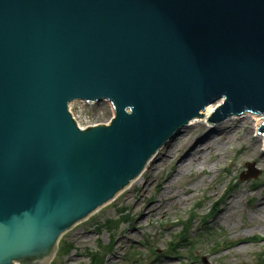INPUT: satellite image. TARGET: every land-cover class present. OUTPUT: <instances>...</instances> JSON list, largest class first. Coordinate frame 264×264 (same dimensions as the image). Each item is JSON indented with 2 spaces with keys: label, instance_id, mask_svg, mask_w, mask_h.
I'll return each mask as SVG.
<instances>
[{
  "label": "water",
  "instance_id": "water-1",
  "mask_svg": "<svg viewBox=\"0 0 264 264\" xmlns=\"http://www.w3.org/2000/svg\"><path fill=\"white\" fill-rule=\"evenodd\" d=\"M75 102L114 116L80 129ZM244 113L264 118V0H0V264H50L192 119Z\"/></svg>",
  "mask_w": 264,
  "mask_h": 264
},
{
  "label": "rangeland",
  "instance_id": "rangeland-1",
  "mask_svg": "<svg viewBox=\"0 0 264 264\" xmlns=\"http://www.w3.org/2000/svg\"><path fill=\"white\" fill-rule=\"evenodd\" d=\"M72 111L84 127L106 124L114 116L108 102H75ZM244 115L216 125L207 123L203 130L183 129L159 150L155 170L148 167L138 185L123 190L116 200L62 235L59 244H70L72 250L68 255L57 252L51 264H89L94 253L102 264H259L264 252V215L260 219L252 215L251 195L264 194V170L255 159L264 153V145L258 154L246 153L252 150L253 140L260 138L252 116H263ZM246 117L248 123L241 124ZM207 132L206 137L216 144L214 149H219L217 156L223 157L219 164H214L217 156H210L203 170L198 160L180 172L173 159L162 158L169 146L176 144L170 153L178 154L185 143L189 152L184 156H189L202 145L205 139H197ZM247 133L250 138H243ZM247 164L258 174L242 179L248 175ZM188 188L193 193H187ZM221 198L218 209L214 203ZM233 201L234 206L226 208ZM186 226L191 233L181 241Z\"/></svg>",
  "mask_w": 264,
  "mask_h": 264
},
{
  "label": "bare ground",
  "instance_id": "bare-ground-1",
  "mask_svg": "<svg viewBox=\"0 0 264 264\" xmlns=\"http://www.w3.org/2000/svg\"><path fill=\"white\" fill-rule=\"evenodd\" d=\"M223 102H224V99H220L218 103L212 104V105L209 104L208 106H206V108H205V116L206 117L209 116L211 114L212 110L216 106L222 104ZM244 114H246V113H244ZM249 115H250V113H249ZM206 117H203V118L202 117H196V118L192 119L187 127L189 129H197V130L207 129L206 124L208 123V119ZM252 117H254V121H255V126L253 127V129L255 128V130H257L258 126L261 125L264 122L263 121L264 118L263 117H260V116H252ZM247 123H248L247 117L244 118V120L241 121V124H245L246 125ZM187 127H185L184 129H186ZM207 134H208V132L205 133V134H203L204 136L199 137V139H197L198 142L199 141H202L203 139H205V140H203V143H202V145L200 147H197L196 149L191 150L193 153H189V156H187V157L184 156V153L189 152L188 150H185L184 149L185 147H187L189 145V143H185L184 146H183L182 151L180 153H178V154H176V153H170V151L172 152V151L175 150L176 144H173V146H171V147L169 146V148L166 150L165 155L162 158L169 156L171 159H173L174 162H175V169L176 170L177 169L180 170V172L181 171L184 172L186 169H189L191 166L196 165L198 160H202V164H201V167L199 169L200 170H203V166L205 164L206 159L208 157L210 158V156H217V154L219 153V149H217V148L214 149V147H216V144L211 143V141L209 140V138L206 137ZM259 137H260L259 140H253V143L251 145L252 150L249 151V152H247L246 155H249V154H251L253 152H256V154H258L260 152L261 146L264 145V136L261 133H259ZM243 138H250V135L247 133L246 136H244ZM222 159H223V157L221 156V154L218 155L217 156V159H216V161H215L214 164H219ZM255 159H256V162L259 165V167L264 170V167H263L264 166V160H263L264 159V153H262L261 156H258ZM238 160H239V158H237V161ZM262 160H263V162H262ZM237 161L232 164V167L233 168H231V169H234L235 170L236 165H237ZM153 163H154V159L151 160L148 163V165L145 167V170H144L145 172L143 171L144 173H142L139 177H137L136 179H134L125 189H127L128 187H134V186L138 185L140 179L143 178V175L145 173L149 172V168L151 169L153 167L152 169L155 170L156 164H153ZM228 170H229V168H228ZM204 171H202V172H204ZM251 189H253V187ZM186 192L187 193H190V194L193 193L192 192V189H190V188H188ZM263 195L262 196H258V195H255V194H252L251 195V198L254 199V203H253V206H252V209H253L252 215L254 217H258L259 219H260L261 216L264 215V196ZM118 196H119V194L117 195V197ZM178 199H181V197L178 198ZM222 199L223 198H221L220 200H218L217 202L214 203V204H217L218 205V209L220 208V206L222 204V201H221ZM235 203H236V201L230 202L229 204L226 205V208H231L232 206H234ZM149 214L150 213L146 214L145 215V218ZM136 229H138L137 226H136ZM263 229H264V225H263Z\"/></svg>",
  "mask_w": 264,
  "mask_h": 264
},
{
  "label": "trees",
  "instance_id": "trees-1",
  "mask_svg": "<svg viewBox=\"0 0 264 264\" xmlns=\"http://www.w3.org/2000/svg\"><path fill=\"white\" fill-rule=\"evenodd\" d=\"M191 220L192 221L190 222V224L192 225L194 217H192ZM205 228H207V227H205ZM190 233H191V228L189 226H186L185 227V232L181 235L179 240L185 241V238H187L188 235H190ZM71 250H72V245H70V244H68V245L67 244H63L62 246L60 245V250L59 251L63 252L65 255H68L69 252H71ZM100 258L101 257H99L97 255V253L91 254L90 263L89 264H102V260ZM259 264H264V252L259 257Z\"/></svg>",
  "mask_w": 264,
  "mask_h": 264
}]
</instances>
